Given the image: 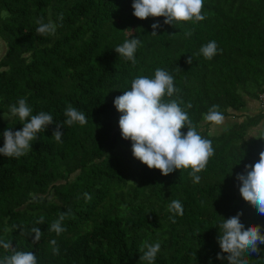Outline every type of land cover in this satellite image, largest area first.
Wrapping results in <instances>:
<instances>
[{"label": "trees", "instance_id": "obj_1", "mask_svg": "<svg viewBox=\"0 0 264 264\" xmlns=\"http://www.w3.org/2000/svg\"><path fill=\"white\" fill-rule=\"evenodd\" d=\"M132 2L0 0V147L6 128H22L8 114L18 99L27 100L33 115L44 111L54 119L27 155H0V239L33 252L37 264H145L139 249L146 240L161 242L154 264H227L216 259L221 217L242 211L245 227L264 226L235 179L264 148V108L245 111L264 95V0H203V21L174 26L163 25V17L135 18ZM41 16L57 25L55 36L36 34ZM157 21L162 27L151 36ZM131 38L140 41L135 64L114 51ZM212 40L217 54L210 60L198 55ZM157 68L167 70L179 97L191 102L194 123L213 105L232 119L216 135L209 134L210 124L198 128L214 148L199 184L192 183L190 169L166 177L148 169L121 138L115 97L134 78L154 77ZM69 104L87 123L65 124L57 143L52 133ZM171 200L182 203L183 215L168 211ZM68 209L65 231H50ZM33 227L43 233L36 243ZM258 247L259 254L246 256L248 264H264V245ZM6 254L11 251L0 248V258Z\"/></svg>", "mask_w": 264, "mask_h": 264}, {"label": "clouds", "instance_id": "obj_2", "mask_svg": "<svg viewBox=\"0 0 264 264\" xmlns=\"http://www.w3.org/2000/svg\"><path fill=\"white\" fill-rule=\"evenodd\" d=\"M131 7L135 18L144 21L150 17L154 19L163 17V25L174 26L177 22H199L205 19L201 14L203 0H133ZM62 18L61 16L60 19ZM34 22L37 25L38 36H55L57 25L54 22L51 20L45 22L42 16L35 18ZM161 27L159 21L153 23L150 35L158 36L157 31ZM186 35L190 37L192 32H187ZM139 45L138 39L131 38L117 46L114 51L119 57L135 64V52ZM217 52V43L212 40L202 45L197 54L210 60ZM186 62L192 64V57L190 56ZM179 92L180 89L174 86V77L167 70L157 68L152 78L148 76L134 78L130 89L115 97L113 104L120 114L118 126L121 138L131 142L134 159L150 170H158L165 177L177 170L190 169L188 175L192 183L199 184L202 179L199 173L206 168L209 159L214 155V148L212 141L202 136L198 128L207 124L221 125L225 117L219 110V105H213L202 114V121L199 124L194 123L188 114L192 104L191 102L185 104L179 97ZM165 97L169 99L166 100ZM32 111L25 98H20L9 106V117L18 118L22 128L13 131V128L8 127L3 131L4 143L3 147H0V155L7 158L27 155L32 151L33 141L38 139L39 133L45 132L48 126L54 123L50 113L41 111L33 115ZM63 115L66 119L62 124L56 123L52 133V138L57 143L62 142L64 133L61 129L65 124L71 127L74 124L83 126L87 123L84 112L71 104L67 106ZM184 128L187 129L186 133L181 131ZM235 179L241 198L254 207L259 215L264 216V148L260 150L258 159L245 165L244 171L237 174ZM84 198L88 200L91 196L84 193ZM168 211L173 217L183 215V205L179 200H171ZM70 214L71 209L61 212L49 230L57 235L65 231L62 222ZM242 215L241 211L227 219L221 217L216 239L221 251L217 254V260H226L227 264H248L246 256L259 254L258 245H264L262 234L264 226L245 227L241 221ZM38 223H43L42 219ZM33 233V243H36L43 233L39 227H33L29 234ZM56 243V240L51 241L54 246ZM0 248L6 252L11 251V255L6 254L0 258V264H37V257L33 252L15 250L11 240L0 239ZM160 250V241L151 243L144 241L139 249L142 253L140 261L154 264ZM53 252L58 255L59 248L54 247Z\"/></svg>", "mask_w": 264, "mask_h": 264}, {"label": "crops", "instance_id": "obj_3", "mask_svg": "<svg viewBox=\"0 0 264 264\" xmlns=\"http://www.w3.org/2000/svg\"><path fill=\"white\" fill-rule=\"evenodd\" d=\"M252 103H254L255 104V107L253 108V110H251V108L247 111V114H250V115H253V114H255V113H257L258 112V110H259V108H256V107H258V104H257V102L256 101H253ZM250 106L248 105V108H249ZM232 120H230V119H228V118H225L224 119V122L221 124V125H218V126H216V125H210V127L209 128H220V129H222L223 127H225L228 123H230ZM227 123V124H226ZM262 127H264V121H263V124H262Z\"/></svg>", "mask_w": 264, "mask_h": 264}, {"label": "rangeland", "instance_id": "obj_4", "mask_svg": "<svg viewBox=\"0 0 264 264\" xmlns=\"http://www.w3.org/2000/svg\"><path fill=\"white\" fill-rule=\"evenodd\" d=\"M1 52V51H0ZM253 101H250V103L248 104L250 107L248 108L247 107V109L245 110V111H248L250 108H251V110H253V108L255 107V104L254 103H252ZM256 108H258V107H256ZM244 111V112H245ZM235 116H237L236 114H235ZM1 118V120H5V118L3 117V116H0ZM228 119H230V118H228ZM230 120H232V119H230ZM235 120V119H234ZM227 124V123H226ZM262 124V123H261ZM228 125V124H227ZM262 126V125H261ZM261 126H259V129L261 128ZM220 128H209V134H211V135H216V134H218V133H220ZM254 131V130H253ZM260 131H264V128L262 129V130H260Z\"/></svg>", "mask_w": 264, "mask_h": 264}, {"label": "built area", "instance_id": "obj_5", "mask_svg": "<svg viewBox=\"0 0 264 264\" xmlns=\"http://www.w3.org/2000/svg\"><path fill=\"white\" fill-rule=\"evenodd\" d=\"M257 103H258L260 108H264V95L258 96Z\"/></svg>", "mask_w": 264, "mask_h": 264}]
</instances>
